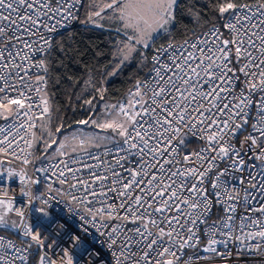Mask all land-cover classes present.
<instances>
[{"label": "snow or ice", "instance_id": "snow-or-ice-1", "mask_svg": "<svg viewBox=\"0 0 264 264\" xmlns=\"http://www.w3.org/2000/svg\"><path fill=\"white\" fill-rule=\"evenodd\" d=\"M0 264H264V0H0Z\"/></svg>", "mask_w": 264, "mask_h": 264}, {"label": "trees", "instance_id": "trees-1", "mask_svg": "<svg viewBox=\"0 0 264 264\" xmlns=\"http://www.w3.org/2000/svg\"><path fill=\"white\" fill-rule=\"evenodd\" d=\"M73 31L76 33L75 40L76 46L83 52L86 53V59L89 63H95L97 59L101 61L102 64H108L109 58L107 56L103 57H93V53L99 50L101 53H107L108 47L106 45L107 35L104 32L95 29H86L81 26L75 27ZM73 71L77 75H80L79 68L73 65ZM137 71L134 65H128L125 67L118 76L111 78L109 88L113 91L115 96L123 91L127 86V83L131 76ZM57 104L62 108H65V98L60 93L57 92L56 98ZM64 114L63 112L61 113ZM67 123L74 124L75 119L83 118L82 113L73 114L71 111L67 112Z\"/></svg>", "mask_w": 264, "mask_h": 264}, {"label": "built area", "instance_id": "built-area-1", "mask_svg": "<svg viewBox=\"0 0 264 264\" xmlns=\"http://www.w3.org/2000/svg\"><path fill=\"white\" fill-rule=\"evenodd\" d=\"M79 25H77L76 27H78Z\"/></svg>", "mask_w": 264, "mask_h": 264}]
</instances>
